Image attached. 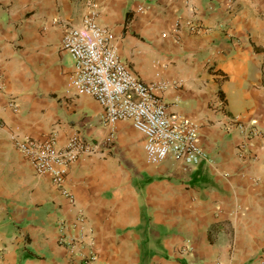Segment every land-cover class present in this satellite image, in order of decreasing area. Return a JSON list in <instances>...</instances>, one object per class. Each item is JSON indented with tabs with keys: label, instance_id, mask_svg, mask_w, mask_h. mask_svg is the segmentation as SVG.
Masks as SVG:
<instances>
[{
	"label": "crops",
	"instance_id": "1",
	"mask_svg": "<svg viewBox=\"0 0 264 264\" xmlns=\"http://www.w3.org/2000/svg\"><path fill=\"white\" fill-rule=\"evenodd\" d=\"M91 3L121 60L166 83L157 93L168 113L199 123L205 158L151 164L129 119L108 123L71 87L61 40ZM110 133L112 145L70 166L73 201L14 142L52 136L64 147ZM0 259L264 264V0H0Z\"/></svg>",
	"mask_w": 264,
	"mask_h": 264
},
{
	"label": "built area",
	"instance_id": "2",
	"mask_svg": "<svg viewBox=\"0 0 264 264\" xmlns=\"http://www.w3.org/2000/svg\"><path fill=\"white\" fill-rule=\"evenodd\" d=\"M95 8V3H91L83 24L67 27L62 36L61 46L74 60L71 87L78 93L93 96L103 106L108 123L129 119L144 134L145 153L151 164H160L169 156L191 163L205 158L198 139L199 123L181 114L168 113L165 102L157 93L166 83L143 81L121 60L114 33L97 23ZM192 28H195L194 24ZM10 105L17 110L15 101H10ZM244 127L249 136L258 130L254 125ZM113 141V133L95 142L75 135L64 147H58L52 136L45 139L14 136L17 149L36 172L49 175L71 201L74 197L65 183L70 166L80 154L100 151ZM58 241L71 249L77 246L74 239L65 235ZM95 259L92 255L88 261L91 263ZM0 264L6 263L0 259Z\"/></svg>",
	"mask_w": 264,
	"mask_h": 264
}]
</instances>
